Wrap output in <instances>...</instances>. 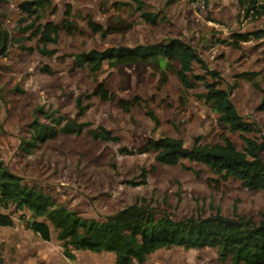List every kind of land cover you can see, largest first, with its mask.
I'll use <instances>...</instances> for the list:
<instances>
[{
    "label": "rangeland",
    "instance_id": "obj_1",
    "mask_svg": "<svg viewBox=\"0 0 264 264\" xmlns=\"http://www.w3.org/2000/svg\"><path fill=\"white\" fill-rule=\"evenodd\" d=\"M24 1L28 0H0L1 28L16 38L21 36L16 27L24 19L19 10ZM138 2L143 11L157 17L155 24L141 18ZM205 2L199 8L192 0L169 5L167 0H53L42 21L69 27L60 31L55 44L46 45L54 54H40L36 49L42 46L32 39L9 44L0 55V160L8 170L43 188L56 206L84 219L101 220L128 206L143 205L144 199L150 209L176 220L219 212L230 220L260 223L262 193L248 191L233 180L214 184L209 170L199 164L185 162L190 170L163 166L156 163L153 152H141L149 141L161 138L179 139L190 148L196 138L204 145L227 137L243 150L240 135L224 128L202 102L201 83L184 89L176 78V65L169 71L104 68L96 78L74 66L73 56L81 52L179 39L193 47L210 71L219 73L238 114L254 123L259 131L254 135L260 137L264 135V110H260L264 40L235 47L232 35L264 30V15L246 17L238 0ZM91 24L105 36L94 32ZM193 74L204 71L195 64ZM96 91L100 94L94 95ZM80 107H85L82 115ZM39 108L88 127L80 136L60 135L25 154L22 143L30 138V124L36 118L49 123L36 115ZM99 128L116 140H93L89 132ZM261 156L264 160V153ZM142 169L147 173L145 183ZM21 214L30 217L0 209L8 224L0 225V257L5 264H116L110 253L74 252V260L67 259L52 228L51 240L45 242L25 227ZM144 264L229 262H220L214 248L172 247L151 254Z\"/></svg>",
    "mask_w": 264,
    "mask_h": 264
},
{
    "label": "trees",
    "instance_id": "obj_2",
    "mask_svg": "<svg viewBox=\"0 0 264 264\" xmlns=\"http://www.w3.org/2000/svg\"><path fill=\"white\" fill-rule=\"evenodd\" d=\"M53 0H28L19 5L24 19L16 27L21 36L16 38L3 30L0 25V55L12 43L36 39L41 48L36 50L45 56H52L53 51L45 49L48 44H55L62 29L67 25H58L50 21H42L43 13L52 5ZM179 0H167L166 4ZM240 7H245V16L264 15V2L259 9L256 0H238ZM140 16L145 21L155 24L156 16L143 11L138 2ZM29 24L22 27L26 22ZM94 32L100 33L99 26L92 25ZM233 43L250 40H264V30H255L244 34L232 35ZM234 46V45H233ZM24 49V48H23ZM31 51V49H25ZM74 66L87 71L96 78L106 68L108 71L152 67L161 71H169L177 67L175 74L181 86L194 89L198 83L203 87L200 95L202 102L218 116V122L230 133H238L244 143L243 150H238L233 142L223 137L221 143L200 144L196 138L190 148H186L179 139L161 138L151 140L141 151L153 152L157 164L168 167H183L187 163H196L209 170L210 181H236L248 191L260 192L264 195V135L255 137L259 132L254 123L240 116L230 99L229 89L221 84L220 75L210 71L187 43L179 39H169L164 43L137 45L133 47H111L103 51L91 50L73 56ZM199 65L204 75H194L193 66ZM45 71V69H43ZM100 94L99 91L94 95ZM93 95V96H94ZM89 98V97H88ZM80 105L81 99L77 100ZM85 107H80L82 115ZM260 110H264V98ZM36 115H41L49 123L43 124L35 119L30 124V138L23 142L22 151H32L60 135L80 136L88 124H79L63 116L55 117L39 108ZM95 141L112 142L116 139L102 128L89 132ZM252 135L251 138L246 137ZM198 175V173H196ZM147 173L141 170L142 183ZM141 183V184H142ZM137 186L138 183L129 182ZM140 184V183H139ZM143 205L128 206L114 215L101 220L84 219L76 212L64 206H56L51 195L43 188L25 182L21 177L11 173L0 160V209L14 210L19 213L25 227L38 235L43 241L50 242L51 228L56 232V239L61 244L64 256L73 261L74 252L93 254L110 253L116 264H144L148 257L160 249L178 247L185 250H201L214 248L220 262L229 264H264V216L260 223L252 220H230L217 214L207 218L173 219L171 216L158 213L149 208L142 199ZM0 216V225L8 226ZM0 264H5L0 257Z\"/></svg>",
    "mask_w": 264,
    "mask_h": 264
},
{
    "label": "built area",
    "instance_id": "obj_3",
    "mask_svg": "<svg viewBox=\"0 0 264 264\" xmlns=\"http://www.w3.org/2000/svg\"><path fill=\"white\" fill-rule=\"evenodd\" d=\"M192 5L194 7H199V8H204V5H205V0H192ZM194 4H198L197 6H195ZM263 3L260 2V0H256V8L259 9L260 6H262ZM193 7V8H194ZM250 15L253 14V12L251 11L249 13Z\"/></svg>",
    "mask_w": 264,
    "mask_h": 264
},
{
    "label": "water",
    "instance_id": "obj_4",
    "mask_svg": "<svg viewBox=\"0 0 264 264\" xmlns=\"http://www.w3.org/2000/svg\"><path fill=\"white\" fill-rule=\"evenodd\" d=\"M134 206V205H133ZM98 215V214H97ZM98 216H100V215H98ZM105 218H108V216H105Z\"/></svg>",
    "mask_w": 264,
    "mask_h": 264
}]
</instances>
